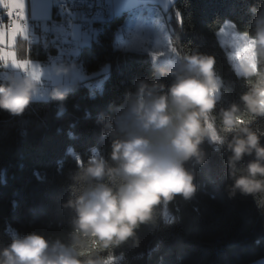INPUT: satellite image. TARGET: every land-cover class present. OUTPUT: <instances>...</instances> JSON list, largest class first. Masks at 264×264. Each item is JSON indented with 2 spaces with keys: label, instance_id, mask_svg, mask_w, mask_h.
<instances>
[{
  "label": "clouds",
  "instance_id": "9594fccd",
  "mask_svg": "<svg viewBox=\"0 0 264 264\" xmlns=\"http://www.w3.org/2000/svg\"><path fill=\"white\" fill-rule=\"evenodd\" d=\"M249 12L253 19L243 30L229 21L243 38L229 58L244 82L239 99L223 104L225 81L214 55L171 46L157 52L150 78L135 81L119 104L98 116L109 146H94L83 162L69 150L77 158L62 203L69 230L51 236L9 226V241H0V264H121L124 253L116 250L124 244L138 247L142 225L166 218V206L177 197H195L196 166L209 159L205 144L227 155L229 196L264 192V130L254 126L264 121V0ZM14 28L0 27V41L14 49L7 52L17 61H25L28 29L27 38L17 33L18 42ZM78 67L62 61L53 70L71 75ZM34 72L29 65L0 60V110L24 113L41 91L42 75ZM69 90L58 82L47 97L63 104Z\"/></svg>",
  "mask_w": 264,
  "mask_h": 264
},
{
  "label": "trees",
  "instance_id": "16d2710c",
  "mask_svg": "<svg viewBox=\"0 0 264 264\" xmlns=\"http://www.w3.org/2000/svg\"><path fill=\"white\" fill-rule=\"evenodd\" d=\"M258 0H175L170 10L180 15L178 50L214 55L216 70L225 81L223 104L238 100L244 82L234 75L227 51L217 33L227 19L245 29L253 16L249 8ZM122 17L113 16L103 31L81 49L84 72L90 77L69 88L61 104L37 97L20 115L0 110V241L8 242L5 229L40 231L57 236L69 230L68 199L70 174L77 168L75 153L82 162L94 146L107 148L97 118L110 105L119 104L135 81L150 78L152 61L143 51L117 46L115 31ZM179 24V23H178ZM39 41L28 45L25 59L42 61L54 53L51 35L36 30ZM20 36L17 37L19 42ZM43 42L49 45L44 47ZM1 49V47H0ZM108 67L105 75L101 72ZM101 77L95 85L88 81ZM171 82L170 77L165 78ZM264 130V121L254 125ZM264 142V139H262ZM208 161L196 166L198 191L191 200L177 197L166 206L167 216L156 224L138 229L140 244H124L121 264H262L264 260V192L229 196L226 185L227 155L205 144ZM75 149V153H70ZM252 157H246L251 159ZM189 167L192 163L189 162Z\"/></svg>",
  "mask_w": 264,
  "mask_h": 264
},
{
  "label": "rangeland",
  "instance_id": "374dc122",
  "mask_svg": "<svg viewBox=\"0 0 264 264\" xmlns=\"http://www.w3.org/2000/svg\"><path fill=\"white\" fill-rule=\"evenodd\" d=\"M174 1L175 0H111L115 15L117 17L123 16L122 23L129 31V39H133L130 42L129 40L117 42V46L123 49L146 52L149 55L150 61H152L153 53L164 50L169 46L176 47L178 50L175 42L178 34V26H180L181 20L178 12H176V17H174L173 12L170 10ZM23 2L24 4L27 3L26 0H23ZM229 21L231 20L227 19L225 24L229 23ZM224 25L222 28H224ZM47 30L46 34L48 35H51V33L58 35L64 32L66 28L49 26L47 27ZM220 30L217 33V37L221 45L227 51L229 58V53L233 50V37L230 34V30L225 28L223 33H220ZM74 35L81 39L80 43L82 46L91 43L94 38L87 35H81L78 26L74 27ZM43 45L44 47H47L49 43L43 42ZM0 47L5 52L14 50L7 43L0 45ZM25 60L30 62L29 67L31 70H34L37 75H42L43 79H50L52 87L56 83L62 82L70 88L72 84L83 82L90 77V75L84 71H74L71 75L58 76L54 72L53 66L44 68L38 60ZM33 61L38 63L33 64ZM9 62L10 61L7 63ZM107 71L108 67H106L101 74L105 75ZM37 97L48 98L47 94ZM261 263L264 264V260Z\"/></svg>",
  "mask_w": 264,
  "mask_h": 264
},
{
  "label": "built area",
  "instance_id": "2783aa9c",
  "mask_svg": "<svg viewBox=\"0 0 264 264\" xmlns=\"http://www.w3.org/2000/svg\"><path fill=\"white\" fill-rule=\"evenodd\" d=\"M54 13L48 19H35L27 15L24 10H16L11 17L8 16V10L0 6V24L10 32L15 23H20L23 27L28 29V38L26 40L28 45H34L39 41L36 35L37 29L45 30L49 26L69 28L71 30L70 36L64 34L53 35L51 37V44L54 47V53L47 58L40 61L44 68L54 66L62 61L69 63L77 59H81V39L74 35V27L78 26L81 35L93 37L106 27V19L112 15L114 8L111 0H53ZM115 37L118 42L120 34L115 31ZM4 63V62H3ZM84 68L78 67V71H83ZM101 77H96L88 81L87 85H95V93L100 86ZM52 88L50 79H42L41 91L38 96L47 94V91Z\"/></svg>",
  "mask_w": 264,
  "mask_h": 264
},
{
  "label": "snow or ice",
  "instance_id": "6c2138e0",
  "mask_svg": "<svg viewBox=\"0 0 264 264\" xmlns=\"http://www.w3.org/2000/svg\"><path fill=\"white\" fill-rule=\"evenodd\" d=\"M0 6H3L5 9L8 10L7 14L9 17L13 16L16 10H23L25 7L23 0H0ZM14 25H15V28L12 30V33H11L13 39H15V37L17 36V33H20V32H23L25 34V37L27 38L26 28L23 27L20 23L14 22ZM0 27H4V25L0 24ZM225 28L230 30V34L233 37L232 48H234L243 38L235 34L234 32L235 26L232 25L231 23H226L224 25V28L220 30V33H223ZM2 44H4V42L0 41V45ZM172 51H175V49L173 48ZM152 55L153 57H155L157 53H153ZM230 56H231V53H229V58ZM0 60L4 61L5 63L10 61L17 66H22V67H27L30 63L28 60L17 61L13 53L5 52L3 49H0ZM165 215H167V213H165Z\"/></svg>",
  "mask_w": 264,
  "mask_h": 264
},
{
  "label": "crops",
  "instance_id": "0c3cea01",
  "mask_svg": "<svg viewBox=\"0 0 264 264\" xmlns=\"http://www.w3.org/2000/svg\"><path fill=\"white\" fill-rule=\"evenodd\" d=\"M26 1L27 3L24 4L25 7L23 10L26 12L27 15L31 16L32 18L48 20L53 16L54 13L53 0H26ZM123 26L126 30V41L129 40L130 42L133 39H129V31L124 24ZM44 31L47 32L48 30L45 29ZM61 34L64 35L66 34L65 36L68 37L71 35V30L69 28H66V30H64V32H62Z\"/></svg>",
  "mask_w": 264,
  "mask_h": 264
},
{
  "label": "bare ground",
  "instance_id": "6f19581e",
  "mask_svg": "<svg viewBox=\"0 0 264 264\" xmlns=\"http://www.w3.org/2000/svg\"><path fill=\"white\" fill-rule=\"evenodd\" d=\"M114 15H115V13L113 11L112 15H110L109 17H107L106 22H108L111 18H113ZM118 32H119L120 37H121L122 36V29L119 28L118 29ZM77 65L78 66H81V68H84V64H83V61L81 59H77Z\"/></svg>",
  "mask_w": 264,
  "mask_h": 264
}]
</instances>
